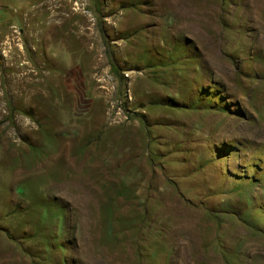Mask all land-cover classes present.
Masks as SVG:
<instances>
[{"label":"rangeland","instance_id":"374dc122","mask_svg":"<svg viewBox=\"0 0 264 264\" xmlns=\"http://www.w3.org/2000/svg\"><path fill=\"white\" fill-rule=\"evenodd\" d=\"M16 10L0 264H264V0Z\"/></svg>","mask_w":264,"mask_h":264},{"label":"crops","instance_id":"0c3cea01","mask_svg":"<svg viewBox=\"0 0 264 264\" xmlns=\"http://www.w3.org/2000/svg\"><path fill=\"white\" fill-rule=\"evenodd\" d=\"M27 0H0V24H4L12 18L10 11L17 13L16 8H21L22 2Z\"/></svg>","mask_w":264,"mask_h":264},{"label":"trees","instance_id":"16d2710c","mask_svg":"<svg viewBox=\"0 0 264 264\" xmlns=\"http://www.w3.org/2000/svg\"><path fill=\"white\" fill-rule=\"evenodd\" d=\"M219 156H222V155H219Z\"/></svg>","mask_w":264,"mask_h":264}]
</instances>
